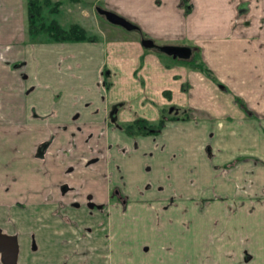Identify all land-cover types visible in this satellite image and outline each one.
Segmentation results:
<instances>
[{"label": "crops", "instance_id": "0c3cea01", "mask_svg": "<svg viewBox=\"0 0 264 264\" xmlns=\"http://www.w3.org/2000/svg\"><path fill=\"white\" fill-rule=\"evenodd\" d=\"M27 3L0 0V264H264V0H97L138 29L76 42Z\"/></svg>", "mask_w": 264, "mask_h": 264}, {"label": "trees", "instance_id": "16d2710c", "mask_svg": "<svg viewBox=\"0 0 264 264\" xmlns=\"http://www.w3.org/2000/svg\"><path fill=\"white\" fill-rule=\"evenodd\" d=\"M28 32L33 41H94L98 37L90 34L85 27L80 24H71L68 28L63 27L58 20H49L43 12L41 0H28ZM106 19V18H105ZM159 54L166 55L155 49H151ZM200 69L207 70L202 64H197ZM173 110H177L174 108ZM117 107L111 111V123L124 130L130 135H154L161 132L168 120L177 119V116L171 115L170 109L163 108L159 120L150 121L139 118L133 122L120 123L116 120ZM186 118V117H185Z\"/></svg>", "mask_w": 264, "mask_h": 264}, {"label": "rangeland", "instance_id": "374dc122", "mask_svg": "<svg viewBox=\"0 0 264 264\" xmlns=\"http://www.w3.org/2000/svg\"><path fill=\"white\" fill-rule=\"evenodd\" d=\"M97 0H41L43 6V12L48 16L49 20L55 19L60 24L68 28L71 24L77 23L80 25H86L89 29L94 30L90 34L96 35V32H103L106 36H109V29L116 28L125 31L123 28L109 23L105 17L101 16L97 12L98 6ZM28 2V0H27ZM85 17V22L82 20ZM135 33V32H134Z\"/></svg>", "mask_w": 264, "mask_h": 264}, {"label": "water", "instance_id": "95a60500", "mask_svg": "<svg viewBox=\"0 0 264 264\" xmlns=\"http://www.w3.org/2000/svg\"><path fill=\"white\" fill-rule=\"evenodd\" d=\"M97 12L99 15L105 17L106 20L113 25L120 26L128 31L138 29L136 25L128 21L126 18L109 9L98 6ZM142 45L147 49H155L161 53L172 57L173 59L178 60H190L193 55L192 48L187 46L159 45L151 39H143ZM6 239L14 243L13 238L6 237ZM5 255L6 260H10L7 264H13V260L15 259L16 255L15 244H12V246L9 248H5Z\"/></svg>", "mask_w": 264, "mask_h": 264}]
</instances>
